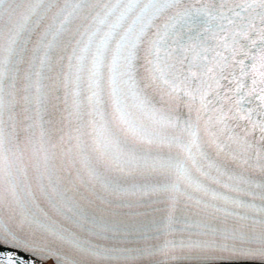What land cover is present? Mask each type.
I'll return each mask as SVG.
<instances>
[{
  "label": "snow or ice",
  "instance_id": "snow-or-ice-1",
  "mask_svg": "<svg viewBox=\"0 0 264 264\" xmlns=\"http://www.w3.org/2000/svg\"><path fill=\"white\" fill-rule=\"evenodd\" d=\"M264 264V0H0V264Z\"/></svg>",
  "mask_w": 264,
  "mask_h": 264
}]
</instances>
